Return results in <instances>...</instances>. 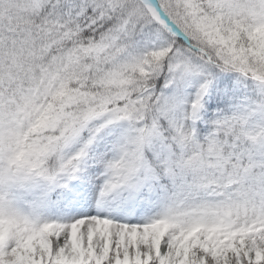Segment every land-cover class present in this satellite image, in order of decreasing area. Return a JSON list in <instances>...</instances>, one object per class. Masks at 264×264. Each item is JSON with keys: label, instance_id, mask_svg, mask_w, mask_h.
<instances>
[{"label": "snow or ice", "instance_id": "snow-or-ice-1", "mask_svg": "<svg viewBox=\"0 0 264 264\" xmlns=\"http://www.w3.org/2000/svg\"><path fill=\"white\" fill-rule=\"evenodd\" d=\"M0 264H264V0H0Z\"/></svg>", "mask_w": 264, "mask_h": 264}]
</instances>
